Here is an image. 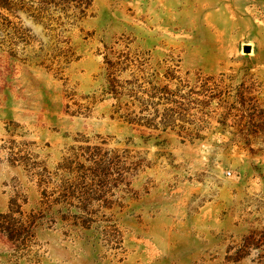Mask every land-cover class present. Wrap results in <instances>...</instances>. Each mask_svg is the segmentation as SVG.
I'll list each match as a JSON object with an SVG mask.
<instances>
[{
    "label": "rangeland",
    "instance_id": "1",
    "mask_svg": "<svg viewBox=\"0 0 264 264\" xmlns=\"http://www.w3.org/2000/svg\"><path fill=\"white\" fill-rule=\"evenodd\" d=\"M0 264H264V0H0Z\"/></svg>",
    "mask_w": 264,
    "mask_h": 264
},
{
    "label": "water",
    "instance_id": "2",
    "mask_svg": "<svg viewBox=\"0 0 264 264\" xmlns=\"http://www.w3.org/2000/svg\"><path fill=\"white\" fill-rule=\"evenodd\" d=\"M245 50H246V51H249V50H250V47H249V46H246V47H245Z\"/></svg>",
    "mask_w": 264,
    "mask_h": 264
}]
</instances>
